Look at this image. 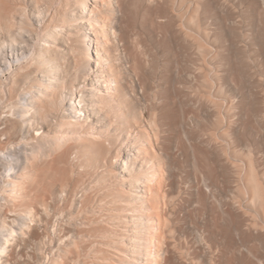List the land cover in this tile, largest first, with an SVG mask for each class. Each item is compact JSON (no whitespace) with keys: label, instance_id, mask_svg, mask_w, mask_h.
I'll return each mask as SVG.
<instances>
[{"label":"rangeland","instance_id":"374dc122","mask_svg":"<svg viewBox=\"0 0 264 264\" xmlns=\"http://www.w3.org/2000/svg\"><path fill=\"white\" fill-rule=\"evenodd\" d=\"M82 1L0 0L4 5L1 22L7 28L19 25L18 16L28 31L19 32L34 50L41 39L49 45L51 55L56 46L65 49L63 57L57 59L62 66L71 72L81 66L76 89L67 80L65 92L77 93L82 87L87 78L85 53H92L91 46L82 42L76 18L71 17V10H78ZM108 4L115 17L114 33L105 26L104 36L108 48H117L113 53L122 64L104 56L102 60L122 77V86L116 88L119 93L133 99L130 85L134 100L143 108L146 104L141 89L155 104L164 147L161 170L150 166L154 163L152 148L157 147L145 111L144 117L137 119L139 126L131 128L136 138L128 140L122 129L123 119H116L113 110L107 114L112 121L110 130L100 132L97 138L89 126L86 129L66 124L62 116L68 114L69 107L64 111L58 103L48 105L41 114L51 121V127H57L56 133L62 134L63 140L56 153L40 161L32 157L31 165L20 167L27 182L20 187V198L0 195L7 204L4 215L21 217L29 206L48 203L49 209L42 214V223H37L33 237L43 234L50 258L55 256L51 248H57L59 239L68 238L65 221L74 225V243L62 251L63 260L55 264H132L130 258L136 253L121 242V236L132 233L127 231L130 227L125 226L123 218L127 215L123 212L139 215L141 207L139 200L127 206L129 194L114 169L123 146L137 145L139 157L147 161L143 166L146 174L155 172L167 193L157 187L148 190L151 196L160 197L147 205L151 220L159 218L162 236L174 251L176 259L167 264H200V246L208 249L212 264H225L235 242L246 247L237 264H250L257 258V264H262L264 223L257 224L258 216L252 208L229 213L226 206L244 204L246 194L255 191L264 206V0H109ZM55 26L64 29L66 36H51ZM2 32L7 38L6 29ZM96 46L101 49L99 44ZM32 64L29 58L26 68ZM37 75L40 73L33 74L32 90H36ZM8 77L7 73L1 76L7 95L4 102L14 95L8 89ZM55 86L54 90L59 84ZM56 93L49 97H56ZM1 103L0 108L5 105ZM117 109L124 113L122 108ZM53 116L62 122L61 128ZM116 131L123 142L117 140ZM144 131L150 133V140ZM99 145L102 152L97 155ZM22 156L20 162L24 161ZM251 169H255L256 176L250 174ZM135 171L141 174L140 168ZM1 185L0 181V191ZM197 193L202 195L201 201L196 199ZM259 213L264 218V209L260 208ZM164 237L160 242L163 249ZM148 243L147 239L143 242L146 246ZM26 246L18 242L20 255L28 251Z\"/></svg>","mask_w":264,"mask_h":264},{"label":"bare ground","instance_id":"6f19581e","mask_svg":"<svg viewBox=\"0 0 264 264\" xmlns=\"http://www.w3.org/2000/svg\"><path fill=\"white\" fill-rule=\"evenodd\" d=\"M108 1L109 0H83L78 10H71V17L76 18V27L80 33L79 35L82 42L84 45L91 46L90 48L92 51L90 54L85 53L86 60L83 67L84 78H87L77 93H73L71 90L65 92L64 90L66 89L67 80L71 88H74V84L78 82L79 79L81 66H75L74 72H71L69 67L62 66L57 59L63 57L62 55L65 49L56 46L54 50L55 54L51 55L49 45L42 42L41 39H39L41 43L38 42L34 50V47L31 45L32 43L30 44L28 40L24 39L25 36L21 35L23 33L20 34L19 32L21 30L28 32L23 28V21L21 18L18 16L16 17L19 21L16 23H19V25H16L13 29L7 28L6 23L1 22V20L4 19L2 14L4 5L0 3V103L5 99V96H7L4 82L1 78L2 75L6 76V73L9 75V77L6 78L8 79V89L10 88L14 92L13 97L10 96L11 98H7L5 102L2 101L5 105L0 108V170L2 171L0 181L2 184L1 187L3 188L1 189L2 191H0V195L5 193L10 194L14 198H20V187L27 182L26 177L20 173V167L23 164L31 165L32 157H36L37 160L40 161L56 153L60 141L63 140L62 134H57V127H51V121L43 117L44 115L41 113L45 106L49 105L53 107L57 103L64 111L67 110V107L70 108H68V114L62 116L66 124L79 127L87 126L86 129H88L89 126V128L94 130L95 137L97 138H99L100 132H108L110 130L112 121L107 114L109 110H113L116 119H123L122 129L126 130L127 139H135L136 134H131V132H134L131 128L139 126L137 119L139 117H144L145 111L149 116L147 122L150 125L152 135L156 142V149L161 153L158 154L157 150L153 149L150 145L154 151V163L151 162L150 166H153L154 169L158 171L161 170L164 147L160 142V130L157 125L158 115L154 112L155 104L150 101V95H147L146 92L141 89L142 98L146 104L143 108L138 101H135L136 95L133 91V87L130 85H127L129 88L128 91L132 94L133 99L128 100L124 95L119 93L116 88L122 86V77L118 73H115V70L102 60L104 56L110 59H116L122 64L119 57H116V54L113 53L117 51V48L114 46H111L112 49L108 48L107 44H109V41L107 37L104 36L106 33L105 26L111 30V33H114L113 22L115 17ZM98 3H100V7H98ZM37 13L39 16L41 15L40 12ZM91 21H93L94 24H92ZM4 29H6L7 38H5L2 32ZM52 29L50 35L56 38H63L67 34V32L59 26H55ZM83 30L86 31V33H81ZM97 36L102 37V40H99ZM96 44L100 45V50L97 48ZM27 48L32 49L27 51ZM7 49H9L10 52H8ZM8 53H11L10 57ZM29 58H31L33 64L27 69L25 64L28 63ZM16 65L20 67L16 69ZM132 69L134 73H136V69L134 67ZM103 70H107V72L105 73ZM35 73H40V75L36 77V90H32L31 81ZM57 83L59 86L54 90L53 87H56L55 84ZM11 90L9 92H11ZM54 92H57L56 97H49L51 94L54 95ZM9 95H11V93ZM66 100H68V102L64 106ZM117 108H122L124 113L122 114ZM52 119L55 120L56 126L61 128L62 122H57L56 116H53ZM144 132L148 140H150V133L147 131ZM84 134L87 133L85 132ZM116 134L118 135L117 131ZM76 135L77 138L80 134ZM117 140L123 142L119 135ZM125 147H127V145H124V149L119 152V164L114 169V173L121 186L125 188L126 192L129 194L127 206H131L136 200H139L141 213L138 215L135 214V211L123 212V214L127 215L123 218L125 226L130 227L127 228L130 229L127 231H131L132 233L129 236H121V242L129 251H135L136 254L133 255V258H130L132 264H167L176 259L174 251L169 241H166V237L162 236L163 233L159 227V218L156 217L157 221L151 220V209L147 206L150 200H158L160 197L159 195L151 196L148 190L151 192L152 188L157 187L162 190L161 192H163V194L167 195V193L163 189L164 185L161 183V179H157L155 172L146 174L147 170L143 166H147V161L141 160V156L139 157L141 153L139 146L130 145L128 148ZM101 152L102 148L99 145L95 153L99 155ZM19 154L21 156L23 155L22 160L24 161H19L21 158V156H18ZM137 168H140V175L136 174L135 169ZM250 174L256 176L255 169H251ZM142 177L146 178L148 182L147 189L145 188ZM255 188L257 189L258 186L256 185ZM256 192L257 191L252 193L249 192V195L246 194L247 200L243 202L244 204L241 203L237 205L238 207L228 204L226 206V211L229 213H238L243 207H246L248 210L252 208L258 216L257 224L264 223V218L259 213V209H264V206L262 205V201H260L261 195ZM3 198L4 197H0V264H55L58 261L61 262L63 260L62 251L70 244L74 243V232H72L73 230L71 229L74 225L71 226L69 222L65 221L64 225L67 229L66 236H68V238L63 237L59 239L61 241L57 248H51L55 256L50 258L46 255L47 243L43 234L41 237H33V230L36 228L37 223H42V214H45L49 209L48 203L42 202L41 204L29 206L24 209L21 217L11 218L3 213V208L7 205ZM196 199L201 201L202 195L197 193ZM251 202L253 203L252 206ZM135 215L137 217H135ZM128 222L132 223L129 225ZM74 224L75 226L77 225L76 223ZM163 237L165 239L164 249L160 247V242ZM146 239L149 242L148 246L143 244ZM21 241L27 244L26 250L28 251L25 253L26 255H20L17 249V244ZM199 250L202 258L200 264H208V262L212 264V258L209 257L210 254L208 249L206 250L203 246H200ZM245 250L246 247H244L242 243L235 242L231 247L230 256L226 258L225 264H237L238 256ZM244 258L243 260H246V255ZM258 260H260V258L251 261L250 264H257ZM262 264H264L263 261Z\"/></svg>","mask_w":264,"mask_h":264}]
</instances>
